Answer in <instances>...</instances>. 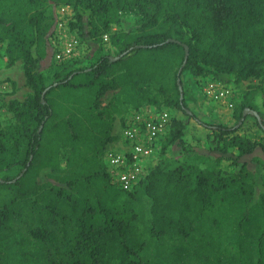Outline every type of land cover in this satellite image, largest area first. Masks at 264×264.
I'll return each mask as SVG.
<instances>
[{"label": "trees", "instance_id": "obj_1", "mask_svg": "<svg viewBox=\"0 0 264 264\" xmlns=\"http://www.w3.org/2000/svg\"><path fill=\"white\" fill-rule=\"evenodd\" d=\"M60 5L73 8L69 25L81 35L95 36L134 9L141 20L123 35L117 54L82 68L56 64V79L47 84L42 66L53 54L56 24L47 8ZM94 17L102 27L93 25ZM2 42L9 59H22L33 98L27 109L9 103L17 125L0 139V173L21 166L14 177H0V188L14 190L0 206V264H264V181L254 186L248 162L264 141L239 134L252 118L264 135V119L247 115L237 127L243 110L253 109L242 102L233 109L234 126L202 122L185 96L180 101L176 82L180 69V76L189 70L235 84L264 74V0H0ZM153 84L174 92L166 104L150 106L176 111L163 150L186 148L185 137L193 135L217 154L216 166L190 172L157 165L125 192L111 183L104 163L117 137L100 101L111 90L137 93ZM140 108L136 103L132 110ZM10 139L24 144L15 161ZM45 170L56 184L40 181ZM142 194L150 202L149 237L193 241V250L183 244L164 257L143 239L140 214L123 197ZM26 209L36 211L32 240L13 227ZM58 221L71 226L63 225L55 240L48 227Z\"/></svg>", "mask_w": 264, "mask_h": 264}, {"label": "rangeland", "instance_id": "obj_2", "mask_svg": "<svg viewBox=\"0 0 264 264\" xmlns=\"http://www.w3.org/2000/svg\"><path fill=\"white\" fill-rule=\"evenodd\" d=\"M70 6V5H69ZM71 7V6H70ZM69 16H62L59 14L57 8L48 7L47 14L55 15L56 24L54 30H57V22H64L65 32H68L71 37H76L79 41V46L76 56L69 61L72 68L78 67H88L96 59L103 55H115L117 54V45L121 41L123 35L130 28L136 27V25L141 20L140 14L134 9L130 12L122 13L120 19L115 17L114 20L108 25L107 30L96 34L95 36L83 34L78 31L77 28L70 27V22L74 21V11ZM89 13V12H88ZM115 16V11H114ZM93 25L97 27H102L99 20L94 17L92 19ZM107 35V41L103 39L104 35ZM53 50V48H52ZM54 53V50L52 51ZM49 56V55H48ZM50 59V60H49ZM57 63L53 60V54L48 58V63L42 66L43 73L45 75V82L51 83L56 77L54 76V66ZM201 78V77H200ZM230 86L235 91V101L236 105L240 103L247 102L253 105L254 111L259 115V118L264 119V74L250 78L247 82L242 84L232 83L231 78H228ZM206 79L197 80L196 77L189 71H184L180 76V81L182 84L183 96L185 105L187 109L192 111L197 118L205 123L214 125H225L234 126L236 120L233 116L232 110H227L225 107L217 105L213 102L208 101L202 93L203 83ZM166 91L158 92L157 85H151L148 89L137 91V93H132L127 91H120L119 89L111 90L105 93L100 101V109L104 112H111L113 118L111 133L117 137L120 128L122 126L123 120L127 119L132 111V108L136 103H139L140 109H155L150 107L154 103L166 104V102L171 101L174 96L173 90L165 87ZM196 89L200 93V103L197 102V95H193V90ZM251 95H257L255 99L251 98ZM33 92L25 85V78L23 75V62L22 59L11 60L8 58L6 53V43H0V139L5 137L7 132L13 130L16 125V119L14 116V111L10 108L9 103L16 101L23 108L27 109L28 104L32 101ZM256 101V106L252 104V101ZM30 106V105H29ZM138 109V110H140ZM168 110L170 115L174 117L176 111L173 109L162 108ZM196 132V131H194ZM168 132L160 139L156 150L152 156L145 162L146 171L149 172L150 169L159 165L164 171H172L176 167H183L185 170L194 172L196 169H212L215 168V157L216 153H212L207 149V144L204 139L196 141L193 139V135L185 137L187 141L186 148H165L163 146L166 142ZM239 134L244 138H249L254 141L260 142L264 141L263 133L257 128L255 122L252 118L244 123L242 128L239 130ZM115 141V143L117 142ZM20 145L17 146L16 144ZM21 139H10L9 146L11 147V152L14 153L9 156L13 161L22 158L24 154V144H21ZM117 144V143H116ZM110 144L107 145L109 147ZM163 151V152H162ZM8 157V154H6ZM254 157L249 159V170L252 175V181L255 187L260 186L264 181V148H258L256 153L253 154ZM64 167V162L61 163ZM21 171V166L16 165L10 169H7L0 173V177H14ZM230 172V171H229ZM51 173L48 170L43 171L40 174V181L49 182L56 184L55 180L50 176ZM14 195L13 189L0 188V206L10 200ZM124 199L129 202L140 214V231L143 239L147 240L153 248L158 247L160 251L163 252L164 257H174L176 250L180 245L187 246L190 250H193L195 244L193 241L179 242L176 238L162 237L160 239H151L149 237V209L150 202L145 195H140L137 199H131L127 195H123ZM46 203V202H45ZM45 205V204H44ZM44 213V211H40ZM36 211L26 209L24 212V217L17 220L13 227L14 229L20 230L26 235L30 240L32 237L30 235L29 229L34 226L36 221ZM71 226V224H63L60 221L57 224H52L48 229L54 234V239L58 240L63 235L61 233L62 226ZM200 262V261H199ZM196 261V264H199Z\"/></svg>", "mask_w": 264, "mask_h": 264}, {"label": "built area", "instance_id": "obj_3", "mask_svg": "<svg viewBox=\"0 0 264 264\" xmlns=\"http://www.w3.org/2000/svg\"><path fill=\"white\" fill-rule=\"evenodd\" d=\"M62 16H69V5L57 7ZM64 22H57L50 45L54 50L53 60L57 64L68 63L77 54L79 41L64 31ZM107 41L108 36L104 35ZM203 96L210 102L233 110L235 91L230 84L220 80L206 79L202 87ZM172 116L164 109H140L132 111L121 126L118 141L106 148L104 163L110 181L125 192H132L147 175L145 162L152 156L160 139L169 131Z\"/></svg>", "mask_w": 264, "mask_h": 264}, {"label": "water", "instance_id": "obj_4", "mask_svg": "<svg viewBox=\"0 0 264 264\" xmlns=\"http://www.w3.org/2000/svg\"><path fill=\"white\" fill-rule=\"evenodd\" d=\"M187 54H188V50H187V48H186V50H185V58H184L183 65H184L185 62H186ZM180 72H181V69L178 71V78H177V81H176V82H177V87H178V91H179V94H180V97H179V98H180V101H181L182 98H183V90H182V84H181V81H180ZM187 113L190 114V112H189L188 110H187ZM247 115H252V116L256 117V118L259 120V115H258V113H257L256 111L251 110V109H249V108H245V109L243 110V112H242V118H241V120L238 121V123H237V127H238L239 125H241L243 119H244Z\"/></svg>", "mask_w": 264, "mask_h": 264}, {"label": "crops", "instance_id": "obj_5", "mask_svg": "<svg viewBox=\"0 0 264 264\" xmlns=\"http://www.w3.org/2000/svg\"><path fill=\"white\" fill-rule=\"evenodd\" d=\"M196 79H197V80H200V79H203V78L196 77ZM192 90H193V95H197V102H198V104H199V103H200V100H201V99H200V93L197 92L196 89H195V90L192 89ZM252 97H253V99H255V98L257 97V95H252ZM252 104H254V105L256 106L257 103H256V101L253 100V101H252ZM235 105H236V101H235ZM232 111H233V110H232ZM111 144H115V142H113V143H111ZM111 144H110V145H111ZM254 153H255V151H254ZM254 153H253V154H254ZM250 155H251V154H250ZM250 155H249V156H250ZM248 158H249V157H248Z\"/></svg>", "mask_w": 264, "mask_h": 264}]
</instances>
